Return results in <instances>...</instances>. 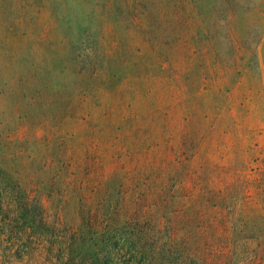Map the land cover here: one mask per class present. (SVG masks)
<instances>
[{
	"label": "rangeland",
	"instance_id": "1",
	"mask_svg": "<svg viewBox=\"0 0 264 264\" xmlns=\"http://www.w3.org/2000/svg\"><path fill=\"white\" fill-rule=\"evenodd\" d=\"M0 264H264V0H0Z\"/></svg>",
	"mask_w": 264,
	"mask_h": 264
}]
</instances>
